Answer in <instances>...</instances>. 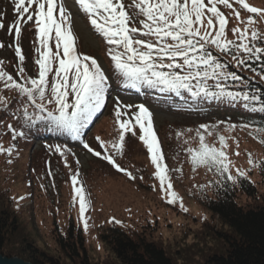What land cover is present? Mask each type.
<instances>
[{"label":"snow or ice","instance_id":"obj_1","mask_svg":"<svg viewBox=\"0 0 264 264\" xmlns=\"http://www.w3.org/2000/svg\"><path fill=\"white\" fill-rule=\"evenodd\" d=\"M86 15L90 25L108 45L107 55L121 86L139 90L143 87L177 97L187 94L192 100H220L242 103L245 109L264 113V95L244 91L245 78L231 68L250 69L264 81V32L257 28L264 21V8L250 5L246 0H75ZM15 19L7 25L13 36L16 71L9 73L0 60V84L3 90L16 94L19 115L15 124L5 127L11 140L25 136V125L44 122L47 126L81 141L80 147L93 157L105 161L112 169L130 181L138 177L118 162L125 151L126 135H138L146 148L153 178L169 204L182 198L174 190L171 172L182 173L181 168L169 169L161 142L154 129L153 113L145 104H125L119 96L113 98V117L118 136L115 139L95 138L97 147L82 140V135L94 119L107 107L110 98V76L97 58L79 51L72 27V13L65 7V0H13ZM234 5H238L239 8ZM230 9L236 26L230 29L229 16L221 11ZM241 10L248 14L241 17ZM5 14L0 12V29L5 28ZM31 24L35 30L34 51L37 66L34 75L25 68L26 57L21 47L23 27ZM139 25V26H137ZM5 44L0 42V49ZM221 57H227V62ZM253 62L260 67H253ZM226 82L237 86L229 90ZM13 101L0 95V108L8 110ZM31 109V110H30ZM11 119V117H10ZM18 126L21 130H17ZM237 125L229 124L235 129ZM248 128V125H240ZM197 130L198 146L186 149L192 171L205 167L225 181L237 183L238 177L247 172L236 169L227 151V138L219 135V147L209 144L205 134L212 135L208 125ZM138 129V133H137ZM191 131V130H189ZM264 135V128L256 130ZM177 137L183 133L177 132ZM259 139V137H257ZM264 143V139L260 140ZM189 144L188 140H184ZM237 142V148H238ZM70 170L72 205L78 208V218L85 231L89 228L87 213L91 210L79 170L72 171L69 157L79 159L67 144L49 145ZM16 145L5 147L0 143V154L12 156ZM239 151L235 155H239ZM11 163V160L8 161ZM248 164L262 165L248 154ZM48 175H52L50 162ZM139 179H143L140 176ZM211 186V183L209 184ZM20 199H23L21 197ZM121 223L112 218L110 221Z\"/></svg>","mask_w":264,"mask_h":264},{"label":"rangeland","instance_id":"obj_2","mask_svg":"<svg viewBox=\"0 0 264 264\" xmlns=\"http://www.w3.org/2000/svg\"><path fill=\"white\" fill-rule=\"evenodd\" d=\"M246 2L252 6L264 8V0H246ZM234 6L239 8L238 5ZM13 7V0H0V12L5 14V28L0 29V42H3L5 47L0 49V57L8 60L9 63L16 64L14 47L8 46L13 44V36L7 30V25L15 19ZM65 7L73 15L72 27L74 34L78 37L81 52L97 58L108 73L110 64L104 54L106 48L98 38L100 35L92 28L75 0H65ZM220 8L226 16H229L228 38L233 39L230 29L236 26L235 17L229 15L230 9H224L223 6ZM248 15L250 14L241 10L243 19L246 20ZM257 28L264 32V21H259ZM34 41L35 30L29 23L22 30L20 43L26 57V71L31 75H34L37 70L34 64L36 58ZM114 93V91L110 92L107 110L103 111L105 113L90 130L91 138H93L91 145L94 147H97L95 140L97 136L106 141L118 136L111 100L115 97ZM124 103L135 105L131 101H124ZM150 110L153 113L154 129L161 142L162 150L173 156L172 160L175 164L171 160H166L169 169H182V173L172 171L171 177L174 190L182 198L187 211L180 207L179 202L169 204L160 192L158 181L153 178L154 168L150 164L148 155L145 157L143 154L144 146L141 143L135 142L136 145L132 143L126 155L118 157V162L138 177L135 181H130L122 173L116 172L105 161L100 159L99 162L94 161L92 155L79 146L73 151L79 159V165L73 157H69V163L72 171L79 170L80 179L91 202V210L87 213L89 228L85 231L78 218V208L71 202L70 170L64 166L58 155L51 156L48 152L41 155L45 147L38 141L34 140L31 144H25L17 139L14 143L16 150L12 156L0 154V193L6 191L4 194L11 198V203L8 201L17 219L18 234L15 243L19 247L24 246V242L33 241L39 249L52 255L57 254L58 247L54 243L53 230L58 228L63 232L67 223L72 221V227L78 228L83 235L84 248L90 259L89 264H118L101 239L102 233L112 226L129 234L141 233L147 240L160 246L173 264H200L207 255L220 250L218 243L221 240L215 230L227 231V227L221 226L216 218H212L208 210L202 208L195 198L190 197L203 191V185L205 188H210L209 184L213 185L218 178L214 172L208 171L205 167L192 171L186 149L188 146H198L196 132L202 129L176 130L181 125L186 126L185 123L195 125L200 121L191 122L182 119L171 110L168 112ZM229 124H235L237 127L230 130ZM208 126L213 134H205L207 143L219 147L218 137L224 135L228 143L225 150L233 162L232 175H237V168L246 171L245 178L252 182L256 194L260 195L264 191V152L259 144V136L262 137V135L246 128L242 129L238 124L230 121L216 120ZM177 132L183 135L177 137ZM160 133L163 134L161 136L164 141L161 140ZM132 137L131 133L126 136L125 149H127L126 143L134 139ZM5 139L0 142L5 147L11 146L13 142L10 139L5 141ZM184 140H188L189 144H185ZM237 151L239 155H235ZM249 153L254 161L262 165L261 167L253 168L248 164ZM9 160L11 163L8 162ZM45 161L52 164L50 167L52 166L51 170L54 172L51 176L48 175L49 167ZM140 176H143V179H139ZM21 197L23 199H20ZM238 200L242 204L245 201L251 202V199H246L243 194L238 197ZM112 218L121 223H110ZM11 244L9 241L7 247L12 248ZM15 246L17 248V245Z\"/></svg>","mask_w":264,"mask_h":264},{"label":"trees","instance_id":"obj_3","mask_svg":"<svg viewBox=\"0 0 264 264\" xmlns=\"http://www.w3.org/2000/svg\"><path fill=\"white\" fill-rule=\"evenodd\" d=\"M125 2L128 3L129 0H125ZM98 38L102 41L101 44L104 48H106L104 54L110 64L109 72L107 73L110 76V90L114 91V96H119L123 103L124 101H131L135 105L145 104L150 109L165 112L171 110L182 119L190 120L191 122L200 121V123L195 125L185 123L186 126L183 127L181 125L176 130L181 128L190 130L191 128H200L201 125H208L216 120L230 121L239 126L248 125L249 127L246 129L256 133H258L257 129L264 128V113L252 112L245 109L242 103H230L226 100H192L186 93L181 97H177L175 94L161 93L156 89L147 87L139 90L123 88L120 79L111 67V61L107 55L108 45L101 36H98ZM76 42L81 52L79 41L76 40ZM221 58L227 62V57ZM0 60L4 61L5 69L9 73H15L17 63H9L8 60L1 57ZM253 67L259 68L260 65L253 62ZM230 70L236 71L245 78L248 87L242 90L264 95V81L250 69L230 67ZM226 86L229 90H237V86L231 82H226ZM0 95H4L13 101L8 110L0 108V141L5 138L11 140V135L5 126L16 123V118L19 115L18 102L15 100L16 94L3 90L2 84H0ZM111 100L113 101V98ZM104 113L99 114L93 123H96ZM93 123L82 135V140H86L89 144H91L93 139L90 135L92 125H95ZM17 130H21L19 126ZM22 130L26 134L24 137L18 139L22 140L25 144H31L34 140L38 141L39 144L45 147L41 155H45V152H48L51 156H56L49 150V145L67 144L74 151L81 143V141L74 140L67 134L47 126L44 122H38L37 125H25ZM161 134L160 138L164 141L162 139L163 134L162 136ZM259 137V144L264 152V143L260 142L261 139H264V135ZM132 138L134 139L126 143L127 149H125L123 156L126 155V151H129L128 147L132 143L135 145V142L142 144L137 136H133ZM16 141L12 142L16 143ZM142 149L146 157L148 155L146 148L142 147ZM163 152L166 160H171L175 164L172 160L173 156L170 153L167 154L165 150ZM93 160L99 162V158L93 157ZM45 163L49 167V163L47 161ZM72 165H74L73 160ZM51 171L52 173L54 172V170ZM203 189V191L190 197L195 198L202 208L208 210L212 218H216L221 226H226L227 231L215 230L221 240L218 243L220 250L218 249V252L207 255L200 264H264V191L260 195H257L255 186L245 177H238L235 184L225 181L221 184L213 183L210 188H205V185H203ZM4 193L6 191L0 193V207H2V209L0 208V256L8 259L17 257L30 264H89L90 259L84 248L83 235L78 228L74 229L72 227V221L71 223H67L63 232L59 231L58 228L53 230L55 234L53 235L55 237L54 243H56L60 255H57L58 253L52 255L39 249L33 241L24 242V246L19 247L15 243V241L17 242L16 235L18 234L16 215L10 208L9 201L11 203V198L7 197ZM242 194L246 199H251V202L245 201L243 204L240 203L238 197L242 196ZM101 239L114 255L118 264H173V261L160 246L147 240L139 232L129 234L124 230L112 226L102 233ZM9 241L13 245L12 248L7 247ZM15 245H17V248Z\"/></svg>","mask_w":264,"mask_h":264},{"label":"water","instance_id":"obj_4","mask_svg":"<svg viewBox=\"0 0 264 264\" xmlns=\"http://www.w3.org/2000/svg\"><path fill=\"white\" fill-rule=\"evenodd\" d=\"M0 264H30L25 260L18 258H5L0 256Z\"/></svg>","mask_w":264,"mask_h":264},{"label":"bare ground","instance_id":"obj_5","mask_svg":"<svg viewBox=\"0 0 264 264\" xmlns=\"http://www.w3.org/2000/svg\"><path fill=\"white\" fill-rule=\"evenodd\" d=\"M94 123H95V122H94ZM94 123H93V124H94ZM93 127H94V126L92 125L91 129H92Z\"/></svg>","mask_w":264,"mask_h":264}]
</instances>
